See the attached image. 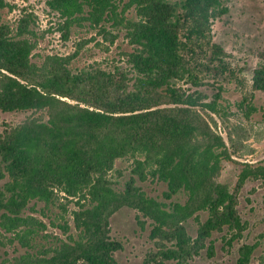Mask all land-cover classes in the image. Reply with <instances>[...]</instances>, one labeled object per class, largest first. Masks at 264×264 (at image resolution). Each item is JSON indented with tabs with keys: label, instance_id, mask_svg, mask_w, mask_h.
<instances>
[{
	"label": "trees",
	"instance_id": "1",
	"mask_svg": "<svg viewBox=\"0 0 264 264\" xmlns=\"http://www.w3.org/2000/svg\"><path fill=\"white\" fill-rule=\"evenodd\" d=\"M48 5L64 19L65 39L82 22L102 28L112 43L117 35L105 24L125 30L134 47L127 55L134 75L101 68L75 72L71 64L80 49L73 56L33 61L39 44L34 15L24 14L14 29L2 15L12 7L0 0V110L31 113L0 133V227L27 249L9 264H118L115 254L123 244L111 237V218L124 207L151 220L157 251L147 264L186 263L215 231L228 229L229 245L241 238L246 226L238 192L249 180L264 182V166L245 165L234 192L218 181L232 155L213 128V115L226 110L224 83L237 79L228 53L214 40L215 21L229 12L226 0H48ZM132 9L136 20L127 17ZM207 87L215 90L212 96ZM254 92H264V64L254 71L252 93L240 103L246 118L258 111ZM118 160L132 162L123 190L109 175ZM149 179L167 185L164 197L171 202L138 186V180ZM179 194L186 195L185 204L172 201ZM60 198L78 206L72 212L78 236L38 249L47 225L25 211L33 201L49 206ZM199 212L208 214L206 221ZM194 216L196 242L185 224ZM210 249L212 255V244ZM254 250L244 245L237 264H250Z\"/></svg>",
	"mask_w": 264,
	"mask_h": 264
},
{
	"label": "rangeland",
	"instance_id": "2",
	"mask_svg": "<svg viewBox=\"0 0 264 264\" xmlns=\"http://www.w3.org/2000/svg\"><path fill=\"white\" fill-rule=\"evenodd\" d=\"M5 1L12 9L6 8L2 11L3 20L14 29L24 14L34 15L33 29L39 37V44L34 51L33 61L40 64L46 56L54 54L73 56L80 49L71 64L75 72L101 68L109 72L123 71L129 78L134 75L127 62V55L134 47L129 43L126 31L115 27L113 23H106L104 28L117 35L114 43L106 38L102 28L91 26L88 22L72 26L70 37L65 39L62 29L64 19L50 9L48 0ZM226 3L229 12L215 21L214 40L228 53L229 61L236 70L237 79L231 83H224L222 103L226 110L220 115H213L216 124L212 125L214 130L224 137L232 155V160L224 162L218 181L228 185L234 192L245 165L264 166V92H254L253 103L258 111L250 118H246L240 107L246 93H252L254 71L259 65L264 64V0H226ZM127 17L136 20L135 10L129 11ZM203 89L209 96L215 93L211 87ZM30 114L0 110V133L8 126L19 125ZM131 166L130 160L116 162L115 169L109 174L116 189L123 190L131 177ZM137 184L150 197L171 202L164 197L167 190L165 183L149 179L145 182L138 180ZM186 200L185 194H179L172 201L185 204ZM238 200V211L246 226L241 238L229 245L228 240L231 237L229 230L215 231L205 241L199 254L193 255L186 263L166 261L165 264H237L240 249L244 245L255 246L250 264H264V182L247 181L238 192ZM77 209L75 200L69 201L64 198L49 206L44 202L33 201L25 214L38 217L47 225V230L42 232L37 240V248L69 241V236L77 238L78 231L72 215ZM196 215L202 222L208 218L205 212ZM195 216L185 223L193 242H196L199 230ZM66 227L69 229L66 230ZM150 233L151 220L145 219L137 210L124 207L115 213L111 218V237L123 244V249L115 254L118 264H147L149 257L157 251ZM26 252V248L19 242H12V235L5 233L0 227V264L5 262L9 264L15 257Z\"/></svg>",
	"mask_w": 264,
	"mask_h": 264
}]
</instances>
